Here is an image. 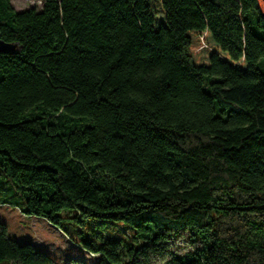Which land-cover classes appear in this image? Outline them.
Listing matches in <instances>:
<instances>
[{"label": "trees", "instance_id": "1", "mask_svg": "<svg viewBox=\"0 0 264 264\" xmlns=\"http://www.w3.org/2000/svg\"><path fill=\"white\" fill-rule=\"evenodd\" d=\"M41 1L0 0L17 44L0 53V175L19 211L107 264H264L257 1ZM110 225L127 236L86 234ZM0 264L57 263L0 221Z\"/></svg>", "mask_w": 264, "mask_h": 264}, {"label": "rangeland", "instance_id": "2", "mask_svg": "<svg viewBox=\"0 0 264 264\" xmlns=\"http://www.w3.org/2000/svg\"><path fill=\"white\" fill-rule=\"evenodd\" d=\"M10 2L17 11L31 7L40 9L42 6L41 0H10ZM0 185L5 188L0 191V201L3 198L10 202L9 204H0V221L6 225L9 237L19 242H31L35 249L45 252L57 264H107L100 259L98 254L84 249L76 241L78 234L72 232L68 226L65 228L69 235L74 237L73 240L58 227L44 219L22 214L15 205V203L21 205V200L14 196V192L10 189H6V179L1 175ZM125 232H127L125 228L121 229L117 225H110L108 232L97 234L96 231H93L92 235L91 232L87 231L86 234L92 237L110 234L115 238H123L127 236ZM170 249L176 254H182L187 248L184 243L176 242L171 244ZM156 264H161V262H156Z\"/></svg>", "mask_w": 264, "mask_h": 264}, {"label": "water", "instance_id": "3", "mask_svg": "<svg viewBox=\"0 0 264 264\" xmlns=\"http://www.w3.org/2000/svg\"><path fill=\"white\" fill-rule=\"evenodd\" d=\"M261 16L264 19V0H256ZM17 44L8 43L0 39V53L13 52L16 49Z\"/></svg>", "mask_w": 264, "mask_h": 264}]
</instances>
